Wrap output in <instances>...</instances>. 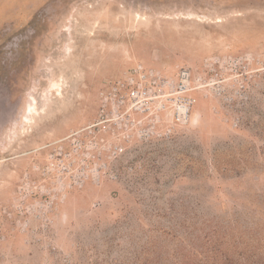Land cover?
Instances as JSON below:
<instances>
[{
	"label": "rangeland",
	"instance_id": "rangeland-1",
	"mask_svg": "<svg viewBox=\"0 0 264 264\" xmlns=\"http://www.w3.org/2000/svg\"><path fill=\"white\" fill-rule=\"evenodd\" d=\"M136 61L208 96L76 185L49 154ZM197 214L264 233V0H0V264L170 262Z\"/></svg>",
	"mask_w": 264,
	"mask_h": 264
},
{
	"label": "built area",
	"instance_id": "built-area-1",
	"mask_svg": "<svg viewBox=\"0 0 264 264\" xmlns=\"http://www.w3.org/2000/svg\"><path fill=\"white\" fill-rule=\"evenodd\" d=\"M212 69L168 71L136 61L99 92L95 120L57 141L49 167L72 174L76 185L96 181L101 167L128 149L172 139L192 122L200 96H208Z\"/></svg>",
	"mask_w": 264,
	"mask_h": 264
},
{
	"label": "trees",
	"instance_id": "trees-1",
	"mask_svg": "<svg viewBox=\"0 0 264 264\" xmlns=\"http://www.w3.org/2000/svg\"><path fill=\"white\" fill-rule=\"evenodd\" d=\"M235 225L197 214L173 260L144 264H264V233Z\"/></svg>",
	"mask_w": 264,
	"mask_h": 264
}]
</instances>
